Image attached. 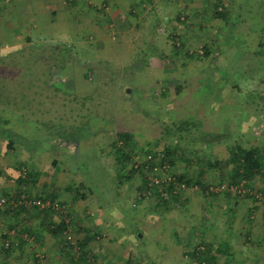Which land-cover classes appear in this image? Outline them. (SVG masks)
Segmentation results:
<instances>
[{
  "label": "rangeland",
  "instance_id": "374dc122",
  "mask_svg": "<svg viewBox=\"0 0 264 264\" xmlns=\"http://www.w3.org/2000/svg\"><path fill=\"white\" fill-rule=\"evenodd\" d=\"M35 1L23 0L20 6H40L43 0ZM211 1L212 6L208 0H55L54 8L47 4L50 14L37 41L24 44L0 36V57L34 44H65L83 57L54 77L61 92L51 81L50 88H40L37 79L27 89L29 79L18 73L20 61L14 80L0 78V87L9 83L7 99H17L0 111V118L9 121H0V197L31 202L26 209L6 206L0 214L3 264L19 257L36 264L37 254L43 256L39 264H201L192 253L204 242L214 245L204 258L207 264H238L217 251L223 240L233 243L236 255L264 264V198L259 193L264 177L240 192L229 186L231 166L226 164L237 145L264 150V0H247L226 16L216 15L225 8ZM1 2L7 10V5L15 7L14 0ZM188 2L197 7L195 17L186 9L180 14ZM1 15V21L8 16ZM23 25L28 28V21ZM78 26L84 37L75 41ZM23 92L28 102L20 101ZM184 118L200 128L184 133L178 144L165 129ZM120 132L133 135V160L121 170L114 153ZM11 138L15 142L9 148ZM166 144L177 151L169 174L185 173L192 183H179L176 199L164 192L161 204L157 196H142L141 175H120L132 162L151 156L146 151L160 153ZM22 169L41 172L38 183L18 184ZM203 170V183L213 190L209 194L195 183ZM155 175H163L159 161L149 172ZM43 185L56 194L57 211L49 221L58 224L72 216L64 234L49 232L44 211L34 204L46 197ZM247 222L254 232L250 241L243 230ZM234 228L240 230L236 237L225 232ZM85 229L97 234L87 262L80 260L76 244ZM23 233L33 240L23 243ZM8 238L13 246L5 250Z\"/></svg>",
  "mask_w": 264,
  "mask_h": 264
},
{
  "label": "trees",
  "instance_id": "16d2710c",
  "mask_svg": "<svg viewBox=\"0 0 264 264\" xmlns=\"http://www.w3.org/2000/svg\"><path fill=\"white\" fill-rule=\"evenodd\" d=\"M151 1V0H148ZM223 10H217V14H221ZM61 45V46H60ZM209 51L206 49L205 54L203 55L206 57L208 55ZM23 54V55H22ZM187 55H190L189 52H186ZM34 59H32L33 57ZM32 57V58H31ZM202 57V56H201ZM29 58V61L31 60L30 66L27 63V59ZM81 54L74 51L71 47L65 46V44H49L45 46H38V45H29L21 49L15 54H10L8 56L0 57V78H12L14 80L15 77H11L16 71L17 67L20 64L22 65V69H19L18 73H23V75L26 76L27 79H29V85H25L27 89H33L35 79L38 80L40 88L46 89L52 87L58 91L61 92L63 89L59 87L58 85H54V77L62 71L64 68H67L69 65H75L79 63L82 60ZM24 62V64L22 63ZM26 62V63H25ZM40 62L42 65L37 66L36 64ZM26 65V66H25ZM24 68H27L25 70ZM17 73V74H18ZM32 80V81H31ZM49 81L52 82L50 85ZM8 83V82H7ZM4 83L3 87H0V111L8 110L7 106L5 107L3 104L7 105H14L16 104L17 99H7V94L9 93L8 84ZM7 84V85H6ZM50 85V86H49ZM7 87V88H6ZM181 87H179V90ZM24 93V92H23ZM45 93V92H44ZM40 93V95L43 94L47 95L48 92ZM29 94L24 93L22 94V97L20 98V101L22 102H28ZM63 99V98H62ZM92 99V96L85 97V100ZM46 100V99H45ZM0 121L3 124H8V120H2L0 118ZM199 129L200 123L197 124V122L193 121L192 119L184 118L179 121H176L173 123V127H166L165 134L167 136L173 137L176 140V143H180L182 139L185 138L184 133L190 134L192 132V129ZM14 133V132H13ZM70 137V136H69ZM132 133L130 132H120L117 135V140L114 142V153L116 157V161L118 164V169L121 170L122 167L125 166V164H128L133 160L132 157V149H129L130 142L132 140ZM20 138V137H19ZM18 138V140H19ZM68 138V137H65ZM13 139H8V147L12 148L14 145ZM146 155L151 154L145 161H142L138 164L135 162H132V168L127 171L124 175H120L121 178H128L133 176L135 173H138L142 176V186L139 187L141 190V194L143 197L145 196H157L160 198V203L163 204L166 202L165 197H163L164 192H167L173 199L177 198L176 195V187L179 185V183H186L190 184L192 183V179L188 178V175L185 173H173L174 180L173 181H162L158 184L154 183L152 181L153 177H149V172L153 168L156 161L160 162V167L162 171L169 174V169L173 168L174 163L177 159V151L175 149V146L166 144L161 150L160 153H154L150 151H146ZM190 164L195 163L196 159H187ZM220 163V162H219ZM208 164L210 166H213L214 164L210 161H208ZM226 164L231 166V181L229 182L230 187H234L237 189H240V192L242 190H245V187H248L251 185V183L255 180L257 176L264 177V150L257 148V147H251L246 148L241 145H237L235 148L233 147L230 156L226 161ZM121 168V169H120ZM203 172L201 171L199 173V178L196 179L195 183L199 185L200 187L204 188L208 194L212 193V188L210 189L209 185H205L203 183ZM41 175V172L36 170H29L28 169H22L20 176L17 178L18 184L30 186L31 184L35 185L38 183L39 176ZM44 186V193L46 197L43 199H40L43 203L50 202V205L46 208H40L39 209L44 211L45 213V219H46V228L49 232H52L53 234H64L67 231V227L69 225V222L72 221V216L70 214H67L65 218H62L61 221L58 224H54L53 222L49 221L51 218L52 213H55L57 209L55 206L57 204L55 203L56 194L55 191H48L47 185ZM228 186V185H227ZM67 190H71L70 186L66 187ZM232 191V190H231ZM25 192V191H23ZM259 193L264 198V189L259 190ZM4 197V196H1ZM26 198V197H25ZM16 200L20 201V198L15 197ZM23 200V198H22ZM12 208H20V209H26L28 206H25L24 204H20L18 206H11ZM6 209H3L0 211V214L5 212ZM7 236V235H5ZM97 234L93 233L92 231L85 229L84 235L82 239L78 240L76 244H78V249L81 250L80 260L87 262L88 261V247L91 244L93 240H95ZM23 237V236H22ZM23 243L26 242V239H20ZM72 245V244H71ZM13 244L11 243L10 250L12 248ZM73 246V245H72ZM69 247L71 248L70 244ZM68 247V248H69ZM214 247L213 244L209 243H203L201 246H196V248L193 250V257L194 259L199 260L201 263H203L205 260V256L211 255V249ZM226 245L218 246L217 250L219 252H223V250H226ZM34 259L36 260V264H39L42 261V258L39 257V255H34ZM213 255L211 256L210 260L214 261ZM128 264H134L131 261H129Z\"/></svg>",
  "mask_w": 264,
  "mask_h": 264
},
{
  "label": "crops",
  "instance_id": "0c3cea01",
  "mask_svg": "<svg viewBox=\"0 0 264 264\" xmlns=\"http://www.w3.org/2000/svg\"><path fill=\"white\" fill-rule=\"evenodd\" d=\"M14 1H15V4H14L15 7L11 8L9 5H7V7H8V10H7L3 6V5H5V3L1 2V0H0V16H2L1 13H6V15L8 14V16L5 17L4 19H2V21H1V17H0V36H1V39L3 41H15V38H17V39H19L18 41L20 43H24V44H26L27 42H32V40H33V42L37 41L41 36L39 31H41V29L44 26H46V24L43 25L44 24L43 22L44 21L47 22V20H48L47 17L50 14L49 11L47 10V4H51L54 8L53 3L55 2V0H43L42 2L40 1L41 2L40 6L33 5L34 8L32 6H29L26 3L28 6H27V8H24V10H22V8L20 6V5H22L20 3L23 0H14ZM38 1L39 0H36L35 3H38ZM213 1H215V7L218 5H221L222 7L225 8V9H223L225 11L221 14H217V12H214L216 15H221V16H224V15L226 16L227 12H228V15H230L233 12V8L235 6H238V4L239 5L247 4V0H213ZM208 2L210 3V4L208 3V5H211V6L213 5L211 0L210 1L208 0ZM235 2H237V3H235ZM239 2H242V3H239ZM23 6H25V5H23ZM226 8H227V10H226ZM9 9H11V10H9ZM184 9H186L187 13H190V16L195 17V13L197 10V7H195V3L193 4L191 2H188L187 5L184 4V7H183L182 11L180 12L181 15L184 13V11H185ZM238 9H239V11L241 10V8L239 6H238ZM3 10H5V11H3ZM12 11L14 13L9 14ZM198 11H200V8ZM55 13L56 14L58 13V11L56 9H55ZM179 16L180 15H177V17H179ZM231 19H232V15H231V17L227 18L228 21H230ZM23 21H28V24H29L28 28L23 25ZM72 21H74V20H72ZM72 21H70V23ZM33 24L35 27L36 26L37 27L35 28L33 26ZM85 26H86L87 30L90 28V25L87 24V22H86ZM68 27H70L69 23H68ZM76 31H77V33H76ZM33 33L39 34L38 36H36L35 40L32 39ZM74 34H76L75 41L81 39V37L82 38L84 37L83 36L84 35L83 30L79 26L77 27V29L75 28ZM16 35H18L22 39L16 37ZM50 35H51V33H50ZM47 37H49V36H47ZM247 214H248V217L246 216V218H248L247 221L252 222L253 221L252 219H254L253 213L249 212V210H248ZM249 214H250V217H249ZM246 218H245V220H246ZM263 218H264V211H263ZM250 223L247 222L246 227L243 229L245 231L244 235L246 234L245 235L246 241H250L252 238V235L254 236V232H249L250 231L249 227H251ZM225 232H227V233L233 232L232 236L236 237V235H238L240 233V230H239V228L238 229L234 228V229H228ZM261 239H264V236H261ZM223 245H226V247H227V249L223 250L222 253L224 254L225 260L228 263L232 260L233 261L237 260L236 262L238 264H255L256 262H258L257 260L251 262L245 255L243 257H242V255L241 256L236 255L235 250L232 248L233 243H231L230 241H224V240L220 241V243L217 244L216 249L218 246H223ZM31 258H32V256H31ZM34 258L35 257L33 256V259ZM14 260L13 261L11 260L8 264H25V263H23V261L21 260L20 257L17 259L15 258ZM34 261H36V260H34ZM6 262H7V260H1L0 264L6 263ZM29 263L35 264V263H32V261H30ZM259 263H257V264H259Z\"/></svg>",
  "mask_w": 264,
  "mask_h": 264
},
{
  "label": "built area",
  "instance_id": "2783aa9c",
  "mask_svg": "<svg viewBox=\"0 0 264 264\" xmlns=\"http://www.w3.org/2000/svg\"><path fill=\"white\" fill-rule=\"evenodd\" d=\"M140 163V161L138 162ZM136 163V164H138ZM163 175L161 177H158L155 175V177H153L152 181L156 184L162 182V181H173L174 180V177L173 175L171 174H167L166 172L162 171ZM237 189V188H235ZM240 191V189H239ZM20 204H24L25 206H28L29 207V204H31V202H29L28 200H26V198L24 197L23 200H20V201H17L16 200H9L7 197H0V211L3 210L6 206H18ZM34 204H37V206H39L41 209L42 208H46L50 205V202H46V203H43L42 201H37L35 202ZM56 208V206H55ZM14 234V232L12 233ZM23 238L28 240V241H32L33 238L30 237L27 233H23L22 234ZM11 240L8 238L3 244L4 248L5 249H9L11 247ZM41 258H43V256H40ZM201 264H207L206 262H203Z\"/></svg>",
  "mask_w": 264,
  "mask_h": 264
}]
</instances>
